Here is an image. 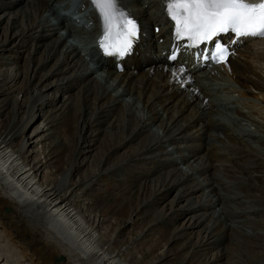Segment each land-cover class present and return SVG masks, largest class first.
<instances>
[{
	"label": "bare ground",
	"instance_id": "obj_1",
	"mask_svg": "<svg viewBox=\"0 0 264 264\" xmlns=\"http://www.w3.org/2000/svg\"><path fill=\"white\" fill-rule=\"evenodd\" d=\"M148 1L122 0L137 24L139 38L131 54L108 57L104 63L116 86L147 109L146 118L138 119L126 118L119 98L85 76L76 51L64 50V40L52 34L44 17L52 0H0V64L14 65L20 58L17 48L35 42L34 56L27 59L20 81L18 70L0 73V170L6 175L0 179L2 264H76L68 256L72 250L84 264H112L123 257L124 264H143L136 252H124L123 233L130 225L139 230L137 241H153L147 264L180 255L181 264H238L240 247L246 264H264V160L240 146L229 128L211 120V101L199 85L192 88L198 78L210 87L230 79L246 99L254 98L251 89L264 99V80L250 64L254 59L264 64V39L243 37L242 45L234 42L232 49L239 57L232 55L219 67L222 78L200 66V58L170 63L160 47L155 55L152 51L159 40L165 41L160 28V33L155 32L161 27L158 8H164V0ZM130 6L139 10L131 11ZM182 64L186 69L177 78L183 86L167 71ZM117 65L121 70H116ZM37 120L47 129L35 128V137L49 140L43 159L33 150L35 137L26 135L27 127ZM150 127H157L163 136L153 134ZM225 142L234 145L237 161L257 174L255 181L236 177L234 161L218 151L216 143ZM164 143L173 146L176 159L165 152ZM97 149L101 155L95 161L91 156ZM222 160L229 164L221 165ZM178 161L193 174H181ZM49 168L53 171L41 178V170ZM79 196L93 201L101 221L82 215ZM170 196L169 209L165 204L160 208ZM106 198L113 202L106 204ZM132 215L134 220L129 218ZM179 220L186 224L176 226ZM103 222L115 230L112 243L100 232ZM83 240L89 244H79ZM93 240L100 246H93ZM162 242L166 250L155 255Z\"/></svg>",
	"mask_w": 264,
	"mask_h": 264
},
{
	"label": "rangeland",
	"instance_id": "obj_2",
	"mask_svg": "<svg viewBox=\"0 0 264 264\" xmlns=\"http://www.w3.org/2000/svg\"><path fill=\"white\" fill-rule=\"evenodd\" d=\"M5 11H8V10H5ZM44 17L47 18V20H49V22L53 23L54 19H53V17L49 16V13L45 12ZM2 34H3V31L0 29V40L3 39ZM58 36L61 37L62 35L58 34ZM71 37L72 36H62V38H65V39H69ZM19 43H20V41L18 39V40H15V42L13 44H14V46H17ZM34 46H35V42L33 43V41H31L30 44H28L26 48H17V49H19L18 53H20V54L18 56L20 58L17 59V61L15 62L14 65L12 63L8 64V65L7 64H4V65L0 64V73L6 75V73L9 74V71H13L16 73L19 71V73H17V74L19 75L18 81H20L21 80L20 79V73L24 74L26 64L28 62L27 59L29 58V56L30 57H32V55L34 56V54H33ZM10 47L12 48L13 45H10ZM72 48H74L75 51L80 54L81 58H82V56H84L87 59H89V58L91 59L93 57V55L96 54L95 50L92 47H89L85 51H83V48L80 46V43H77V42H74V45L72 46ZM237 58H238V55H237L236 59ZM255 60L256 59L251 60L250 64H252L253 67L256 68L257 72L260 74V76L264 80V64L262 65V61L258 60L259 61L258 62L256 60V62H255ZM240 61H242V60H240ZM16 70H18V71H16ZM102 73H104L105 75L103 76ZM94 74L95 73H93V75H92V79L95 80L97 83L103 85L105 88L106 87L109 88V93H111V95H113L114 98H119V100L122 102V105H121L122 111H123L124 116L126 118L130 117V116L136 117L138 119L146 118L147 109H145V107L143 106V103L139 102L138 100H133V98L135 96L133 98H131V97L127 96L126 94H124L122 92L123 91L122 87L116 86L117 83H116L115 79L113 77H111V78L109 77L108 71L100 70L99 74H95V75ZM217 75L220 76V78H222L221 72L218 73ZM97 77L100 78L101 82L96 79ZM196 81L198 82V84L204 83V81H198V80H196ZM219 83L221 85L220 88H219V86H213V87H206L205 86L204 87V92L209 96L206 99L210 100L212 103L209 105V106L212 105L210 107V111H212L211 115H210L211 119L218 121V122L222 123L224 126H226L227 128H229L231 133L240 139V141H241V142H239L240 146H244L245 148L252 150L255 153H258L259 159L264 160V99L261 96H258L257 95L258 93H256V91L254 89H251V92L253 93L254 98L251 97L249 99L248 98L246 99L245 97H243L240 94V92H239L240 88L234 82H232L230 79L229 80L225 79L224 81L219 82ZM225 86H227L228 89ZM15 87L18 88V85ZM14 96L18 100L22 99V94L15 93ZM122 96H124V97H122ZM125 96H127V97H125ZM50 98H53V96L51 95ZM163 117H164V123L167 124L168 120H165L166 119L165 114H163ZM36 119H37V117H35V120ZM168 125H169V123H168ZM37 127L39 128V131H41L43 128H44V130L47 129L44 126V124L43 125L41 124L40 120L39 121L37 120L33 125L27 127L26 135L30 136L32 134L31 137L34 138L35 134L33 133V131ZM149 130L153 134L158 133L160 137L163 136L162 131L157 130V127H150ZM244 135L245 136L247 135L246 138ZM33 140L36 143L33 150L38 151V154H40V158L43 159L46 155L45 153L48 152V149H46V147L44 145L45 144L48 145L49 140H46L43 142V137H39V136L35 137ZM216 144L219 146L218 151L222 152L221 155L225 154L224 156H226L229 159V161H230V159H231V161H234V165L238 169L236 172V177H238L239 180H242L244 182L255 181L254 178L257 174L249 173L251 171V169H246L244 166H242L241 162L237 161V158L235 157V155H233V151H232L233 146H234L233 144L227 143V142L221 143V144L216 143ZM222 145L226 146L227 148L222 146ZM172 148L173 147L171 145L166 144L164 150L167 154H169L170 158H176L177 154L172 152ZM221 148L222 149L224 148V149L222 150ZM44 150H46V151H44ZM225 150H226V152H225ZM229 151L231 154L229 153ZM43 153H44V155H43ZM100 153H101V150L97 149L95 151V153L91 156V158L95 157L94 160L97 161L101 155ZM175 154H176V156H175ZM76 156H77V152L75 154H73L74 159L76 158ZM34 158H35V156L33 155V160H34ZM33 160H32V162H33ZM222 162H221V165L229 164V162L227 160H222ZM215 166H218V165L216 164ZM178 168H179L181 174H183L184 172H187V173L191 172L193 174V172L191 170H189L187 168V166L184 164H179ZM229 169H231V168H229ZM248 170H250V171H248ZM41 171H42L40 173V175H42L41 178H43V177L46 178V176L50 173L51 169L49 168V169H45V170H41ZM82 171H84V170H82ZM191 173H189V174H191ZM195 177H197V176H195ZM200 179L203 180V177L200 176ZM79 197L81 199L79 201L80 202L79 206L82 203V205L80 207L81 211L83 212L82 215L87 216V218L91 219V221H93V220L98 221V219L100 218V211L93 204V201L91 199H84L85 197L84 198H82L81 196H79ZM172 197L170 196L168 201L161 204L160 208L162 206L163 207L166 206L165 209L168 210L169 205L167 206V204L169 203V201L171 200ZM106 200H107L106 204H110L113 202V198H106ZM127 202H128V200H127ZM164 204H165V206H164ZM139 206H141V205H139ZM24 210L30 211V210H27L26 208H24ZM215 210H216V212L220 211L219 207H216ZM129 218L133 219V220L135 219L134 215L130 216ZM78 219H81L80 216L78 217ZM101 220H102V217L100 218V221ZM112 222H114V221L112 220ZM185 222L186 221L179 220L177 222L176 226L177 225L182 226L183 224H186ZM131 226H133V225H130L126 230H124L125 232L123 233V239H124V243H125V246L123 247V249H125L124 252L125 253L126 252H132V253L136 252L138 254V257H140L141 263L147 264L152 259L151 258L152 255L150 253H151V247H152L151 242H153V241H151L149 243H147V242H141L140 243V241H137V239L140 238V237H136L139 230H137V228H135L134 226L133 227H131ZM100 227H101L100 232L102 234H104L105 236H108L107 238H111L110 243H112L114 238H115L114 228H111V225L109 223H106V222L100 223ZM58 228L60 231H62V229L60 227H58ZM194 235H195V237H197L196 233ZM140 236H144V233ZM92 243H95V240H93ZM79 244H82L83 246L88 245L89 241H87V244H84V240H83ZM140 244H142V245H140ZM136 245H137V247H136ZM164 245H165V242L160 243V246L156 250L155 255H158V254L164 252V250H166L167 245H165V246ZM93 246L96 247L97 246L96 243ZM99 246H100V244H99ZM99 246H97V247H99ZM163 246H164V249L162 248ZM232 246H235V245H232ZM240 249H241V250H239V252H241L240 260H239V262H236V263L246 264L244 256H243L244 250L241 247H240ZM73 252H74V254H73ZM99 255H101V253ZM68 256L71 257L70 260L72 263L84 264L81 261V259L78 258V255L75 253L74 250H72V252L68 251ZM85 257L86 256L83 254L82 258H84L86 260L87 258H85ZM182 257L183 256H181V255L177 256V257L173 256V257L169 258V260L167 259V260L160 262V264H181L183 259H184ZM122 259H124V257L123 258H116V259H114V261H111L110 263H112V264H124ZM240 261H241V263H240ZM12 263L16 264L15 262H12ZM12 263L10 262V264H12ZM0 264H2V263L0 262ZM125 264H126V262H125ZM157 264H159V263H157Z\"/></svg>",
	"mask_w": 264,
	"mask_h": 264
},
{
	"label": "snow or ice",
	"instance_id": "obj_3",
	"mask_svg": "<svg viewBox=\"0 0 264 264\" xmlns=\"http://www.w3.org/2000/svg\"><path fill=\"white\" fill-rule=\"evenodd\" d=\"M101 21L98 43L108 57L124 58L131 54L138 37L136 22L122 5V0H90ZM167 15L174 24L177 44L169 59L175 61L179 51L200 48L209 42L211 51L192 52L203 60L226 62L228 49L217 38L233 33L237 37H264V0H164ZM188 41L186 45L180 42ZM173 76L183 73L184 68H173Z\"/></svg>",
	"mask_w": 264,
	"mask_h": 264
},
{
	"label": "water",
	"instance_id": "obj_4",
	"mask_svg": "<svg viewBox=\"0 0 264 264\" xmlns=\"http://www.w3.org/2000/svg\"><path fill=\"white\" fill-rule=\"evenodd\" d=\"M58 260H60V259H58ZM58 260H57V261H58Z\"/></svg>",
	"mask_w": 264,
	"mask_h": 264
}]
</instances>
